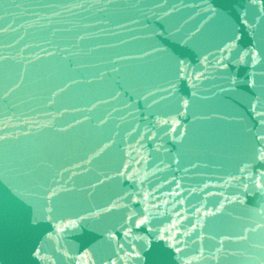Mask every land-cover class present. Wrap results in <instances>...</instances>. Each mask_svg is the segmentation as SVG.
<instances>
[{
	"label": "water",
	"instance_id": "1",
	"mask_svg": "<svg viewBox=\"0 0 264 264\" xmlns=\"http://www.w3.org/2000/svg\"><path fill=\"white\" fill-rule=\"evenodd\" d=\"M0 264H264V0H0Z\"/></svg>",
	"mask_w": 264,
	"mask_h": 264
}]
</instances>
